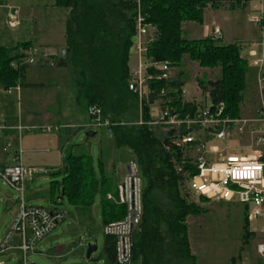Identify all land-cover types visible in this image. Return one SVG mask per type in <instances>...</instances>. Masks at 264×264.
<instances>
[{"label": "trees", "instance_id": "16d2710c", "mask_svg": "<svg viewBox=\"0 0 264 264\" xmlns=\"http://www.w3.org/2000/svg\"><path fill=\"white\" fill-rule=\"evenodd\" d=\"M251 0H140L147 21L157 28V38L147 52V58L168 62L179 68L187 56L202 69H220L221 78L198 86L207 93L210 103L224 104L231 118L240 115L246 90L247 62L240 58L236 45H221L218 40L204 38L188 41L183 38V22L203 24L206 8H242ZM136 0H56V6L68 10L65 23V55L59 67H71L77 72L75 81L77 105L87 112L99 109L110 120L111 142L117 150H125L137 163L142 179V217L139 231L134 234L130 264H195L191 253L188 220L207 211L187 201L182 192V177L176 171L181 151L171 142V133L152 126L150 108L162 89L170 90L169 106L178 112H195L199 107L181 98L182 73L174 78L152 80L149 94L139 100L128 89L129 53L135 33ZM23 45L22 47H27ZM16 57L0 49V84L13 87L22 78L25 67L10 68ZM159 77L157 72H150ZM60 182H52L53 190L80 211L91 214L99 197L102 226L124 217V208L106 199L115 195L116 185L106 171L104 159L97 168L92 156L83 153L69 155ZM201 202L206 198L199 197ZM243 237L250 239L243 217ZM115 243L103 236L101 255L104 264H116ZM91 261V259H90Z\"/></svg>", "mask_w": 264, "mask_h": 264}, {"label": "built area", "instance_id": "2783aa9c", "mask_svg": "<svg viewBox=\"0 0 264 264\" xmlns=\"http://www.w3.org/2000/svg\"><path fill=\"white\" fill-rule=\"evenodd\" d=\"M263 3L264 0H255ZM135 33L130 48V56L136 59V65L129 72L128 89L139 100L149 94L148 84L152 80L170 78V64L156 62L147 58L150 46L157 38V28L147 21L142 12L140 0L135 5ZM16 13L10 15L15 19ZM250 23L264 29V17L251 18ZM12 25L13 23H9ZM214 40L221 38L218 28L213 29ZM259 51L247 52L249 68L256 70L258 82L264 77V39L258 45ZM38 50L28 47L10 63V68L18 70L35 64ZM129 56V58H130ZM245 58V56H244ZM150 72H157L155 77ZM10 92V88L8 89ZM170 90L162 89L158 100L151 106H157V116L151 123L171 133V142L179 148L182 157L176 171L182 177V188L186 195L218 202L237 203L246 208V219L250 230L260 231L262 237L256 245V254L264 264V106L252 116L231 118L224 112V104L204 105L195 112H178L169 106ZM181 98L186 92L181 90ZM152 111V110H151ZM89 121L81 126L85 131L105 128L111 137L113 124L104 118L99 109L88 110ZM32 128H15L17 142H7L5 150L11 153V164L0 168V181L16 194V211L0 240V255L18 252L22 264H29V256L36 253L38 244L49 235L66 218L65 212L58 208L45 209L32 206L25 200V185L37 173L22 163L23 149L20 144V133ZM4 130L0 126V136ZM43 128V131H50ZM248 139L245 146L231 147L234 140ZM226 147L219 150L218 143ZM225 152L224 155L222 153ZM219 155L212 158V155ZM142 179L137 163L132 160L126 166L124 177L118 183L115 195L108 194L106 199L124 208V217L114 223L102 226L103 236H109L115 243L116 264H130L132 259L133 237L139 231L142 217ZM187 198H189L187 196ZM263 222L260 230L253 224ZM81 248L86 245L79 244Z\"/></svg>", "mask_w": 264, "mask_h": 264}, {"label": "crops", "instance_id": "0c3cea01", "mask_svg": "<svg viewBox=\"0 0 264 264\" xmlns=\"http://www.w3.org/2000/svg\"><path fill=\"white\" fill-rule=\"evenodd\" d=\"M207 9L211 10L209 21H206L205 18ZM219 9H223V12H219L221 16L218 20L216 12L220 11ZM219 9L206 8L203 12L202 25L183 22L181 24L182 33H186L184 27H191L190 29H192V27H195L194 25H198L199 29H204L202 26L206 25L205 29L201 30L203 34L201 40L208 37L213 39V29L218 28L221 33L219 40H222L225 45H236L239 55L243 57V60L246 59L248 51H259L260 49L257 45L264 39V29H259L251 24L250 19L256 16L258 17L259 15L264 17V1L260 4L255 0H251L242 8L233 11L226 7H220ZM240 12L248 13L247 16L250 17H246L247 23L251 27L243 22ZM14 13H16L15 19H11L10 15ZM68 13V10L56 6V0H0V49L7 50L11 58L19 56L22 50L28 47H34L38 50V54L35 57V64L25 67L22 78L13 87H10V92H8L9 88L4 89L0 84V126L4 127L2 135L0 136V168L11 164V153L7 152L4 147L7 142L16 144L18 135L15 128H32L29 131L23 130L20 133V144L24 152L22 163L24 166L37 171L34 177L27 183L34 181L35 176L37 177L38 174L43 172L42 169H38V166L40 164L44 165L45 161H51V164H54L43 167L45 170H51L54 176H61L65 165L63 158L66 159L69 155H74L72 148L70 153L67 151L69 147L67 146V142L73 133L71 130L75 128L77 130H83L81 129V125L89 121L88 111H84L83 121H81V116L77 114L75 123H63L65 120L62 117L66 113L64 111H58L56 108L58 100L62 98L63 93L62 74L68 68L57 65L58 59L65 55V23ZM10 22L13 24L10 25ZM26 44L28 45L27 47H22ZM63 50L64 54L61 55V51ZM130 58L129 69H132L136 65V59L131 60ZM249 69L250 72L247 75L246 90L243 97L244 104L241 105V109H245L244 106L249 105L248 103L251 99L249 100L248 95L255 91L257 99L254 107L256 109L254 112L255 115L259 108L264 106V89H262L264 77L259 83L256 70L253 68ZM174 77L171 76L170 78ZM181 82H183V78H181ZM181 90L185 91L184 82ZM69 92V96H64L63 98L77 105L75 101V82L73 86L71 85ZM185 102L193 103L191 101ZM43 128H50L51 130L43 131ZM62 130L65 131L62 132ZM53 131L57 134L52 135ZM92 131L94 130L85 132ZM108 138L110 139L109 136ZM86 145L87 142L81 145V147H84L83 153L89 154L94 158L92 150L90 149L91 146L88 147ZM118 151L112 142H110L107 148L99 147L97 158L106 159L108 154H116ZM122 155L124 156L123 161L117 163L114 162L115 160H112L111 170L107 171L110 177L114 178L116 188L125 175L127 164L133 160L128 152H123ZM122 155L118 154L117 156L120 157ZM117 173L120 175H117ZM62 178L63 176L61 180ZM49 190L50 194L54 191L51 185ZM61 197H63L62 194ZM5 211L10 214L11 222L13 214L16 211L15 204L7 205ZM249 228L250 226L246 219L247 233L250 235V239L253 238L255 242L254 248H256L262 234L260 231L250 230ZM83 238H87V236L84 235L81 237L80 242ZM59 249L63 251L62 248ZM248 262L250 263V261ZM256 262V264H262L259 258H257Z\"/></svg>", "mask_w": 264, "mask_h": 264}, {"label": "rangeland", "instance_id": "374dc122", "mask_svg": "<svg viewBox=\"0 0 264 264\" xmlns=\"http://www.w3.org/2000/svg\"><path fill=\"white\" fill-rule=\"evenodd\" d=\"M219 10L220 11L216 12L218 20L221 16V13L219 12H223V9ZM210 12L211 10L207 9L205 14L206 21H209ZM247 14L248 13H241L242 19L243 22L251 27V25L247 23L246 17H250L247 16ZM194 26L195 27H192V29H190L191 27H184L186 31V33H183L184 39L188 41L201 40L203 37L201 30H204L206 25L202 26L204 29H199L198 25ZM218 44L225 45L222 40H218ZM130 57L131 60L135 59L134 56ZM240 58L243 59L242 56H240ZM195 63L196 62L189 60L187 56L183 57L181 66L179 68L171 67L168 77L176 76L181 72L186 92L185 101H191L199 108H202L204 104L209 105L210 100L208 94L202 92L197 82L200 80L203 85H207L209 81L219 80L221 78V71L220 69H202L197 63V65ZM77 76V72L71 67H68L62 74L63 93L62 98L58 100L56 108L58 111H64L66 113L65 116L62 117V119L65 120L63 123H75L77 114L81 116V121L84 119L83 108L79 105H74L70 100L63 98L64 96H69V90L71 85H74ZM262 89H264V85H262ZM248 96L249 100L251 99L248 103L249 105L244 106L245 109H241L240 107V115L252 117L256 111L254 108L257 101L255 91ZM242 104H244V98ZM157 109L158 105L150 108L151 119L156 118ZM64 131L65 130H62V132ZM71 131L73 133L67 142V146H69L67 148L68 153L71 152V148L73 154L83 153L84 147H81V145L82 143L87 142L86 146H91L90 149L94 155V158L92 159L97 168V151L99 150V147L107 148L111 142L108 138L107 130L102 128L92 131L95 133L93 138H86V132L83 130H77L75 128ZM56 134L57 133L53 131L52 135ZM233 142L235 143L234 145H231L230 143L226 144L231 147H237L240 145L245 146L248 144V139L244 138L241 140H234ZM218 144L219 150L224 149L226 152V144L220 142ZM120 152L122 153L120 154ZM123 152L126 153L125 150L121 149L116 154L110 153L106 159L104 158L106 171L111 170L112 160H115L114 162L117 163L123 161ZM225 152H223L222 155H224ZM118 154L122 156L119 157L117 156ZM211 157L218 158L219 155L214 154ZM63 159L65 161V158ZM51 163V161H45L44 165L40 164L38 166V169H42L43 172L38 174L37 177L35 176L34 181L25 185V200L29 205L40 206L45 209H52L54 207L59 208L61 211L65 212L66 218L63 223L49 235V237L38 244L36 253L29 256V264H104L102 258L92 263V260L100 257L103 245L101 223L102 214L99 197L97 196L95 199L91 214L87 215L86 212L73 207L65 197L60 198V190L56 189L50 194L49 188L51 182L61 181L62 177V175L54 176L52 175L51 170L47 171L43 168L54 165ZM117 175L120 174L117 173ZM111 179L114 181V178ZM182 192L186 194L184 189ZM187 196L189 197L187 199L188 202L196 204L203 210L207 211L200 216L190 217L187 222L189 244L191 253L195 257V264L257 263L256 261L258 257L255 252L256 248H254L255 242L253 238L249 239L247 243L244 242L245 239H242L243 217L247 215L244 206L237 203L218 202L207 199L204 202H201L199 197L194 193L193 195L191 194ZM11 204H15L16 207V194L0 181V240L2 239L11 218L10 214L5 211V208L7 205L9 206ZM262 224L263 222H256L253 224V227L256 230H260ZM84 235H86L87 238H83L80 242L81 237ZM94 241L97 245V251L92 254L91 261H87L85 260L86 248H80L79 243L84 246L86 245L87 247L89 243H93ZM59 248H62L63 251ZM0 264H22L21 255L18 252L1 254Z\"/></svg>", "mask_w": 264, "mask_h": 264}, {"label": "water", "instance_id": "95a60500", "mask_svg": "<svg viewBox=\"0 0 264 264\" xmlns=\"http://www.w3.org/2000/svg\"><path fill=\"white\" fill-rule=\"evenodd\" d=\"M63 54H64V50L61 51V55ZM94 136H95V133L93 132L85 133L86 138H92ZM62 196H63V192H62ZM96 251H97L96 242L94 241L93 243H89L85 251V260L90 261L92 254L95 253Z\"/></svg>", "mask_w": 264, "mask_h": 264}]
</instances>
